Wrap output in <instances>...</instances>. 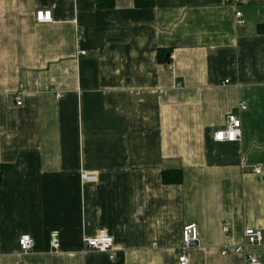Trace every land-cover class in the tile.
I'll return each mask as SVG.
<instances>
[{
    "label": "crops",
    "instance_id": "0c3cea01",
    "mask_svg": "<svg viewBox=\"0 0 264 264\" xmlns=\"http://www.w3.org/2000/svg\"><path fill=\"white\" fill-rule=\"evenodd\" d=\"M240 103L242 137L217 141ZM2 164L0 264H181L189 223L187 264H246L222 248L264 232V0H0ZM101 229L113 258L86 250Z\"/></svg>",
    "mask_w": 264,
    "mask_h": 264
},
{
    "label": "built area",
    "instance_id": "2783aa9c",
    "mask_svg": "<svg viewBox=\"0 0 264 264\" xmlns=\"http://www.w3.org/2000/svg\"><path fill=\"white\" fill-rule=\"evenodd\" d=\"M233 3L234 5L240 4L243 0H226ZM236 23L238 25L245 24L246 20L243 16L242 11L236 10ZM37 18L40 21H48L52 19L51 10L40 9L37 11ZM82 54H86L85 50L81 51ZM58 97L62 96L61 93L57 94ZM16 103L22 105L23 99L20 94L16 95ZM247 109V105L240 103L236 111L231 112L227 116L225 125L215 132V139L218 141H237L242 137V120L240 117V112ZM255 172L261 173L262 167L258 166L254 168ZM84 177L87 179H95V174L85 173ZM223 230L228 233L229 226L225 225ZM244 242L237 245H227L222 248V254H227L229 251L235 253L245 254L246 264H262L259 257L255 254L247 251L250 245H255L264 240V232L261 229L254 227H248L244 230ZM199 242V228L196 223H189L183 227V242L180 246V257L179 260L181 264H187L189 259L187 256V251L190 247L196 245ZM19 245L24 253H29L34 248L35 242L30 235H22L19 240ZM51 246L53 249L58 250L60 247V239L58 232L51 233ZM86 250H96L100 252L109 253L110 257L115 256V249L113 247V237L105 230L101 229L94 236L85 239ZM21 264H28L23 261Z\"/></svg>",
    "mask_w": 264,
    "mask_h": 264
},
{
    "label": "trees",
    "instance_id": "16d2710c",
    "mask_svg": "<svg viewBox=\"0 0 264 264\" xmlns=\"http://www.w3.org/2000/svg\"><path fill=\"white\" fill-rule=\"evenodd\" d=\"M116 0H96V5L99 8H112L115 5ZM136 6H152L154 0H135ZM12 168L11 164H2L0 168V185L3 183L4 175L8 173ZM183 180V173L180 169L164 170L162 173V181L166 184H178Z\"/></svg>",
    "mask_w": 264,
    "mask_h": 264
},
{
    "label": "bare ground",
    "instance_id": "6f19581e",
    "mask_svg": "<svg viewBox=\"0 0 264 264\" xmlns=\"http://www.w3.org/2000/svg\"><path fill=\"white\" fill-rule=\"evenodd\" d=\"M43 10H49V9H43ZM52 12V11H51ZM36 18H37V13H36ZM37 20H38V18H37ZM52 20V19H51ZM51 20H48V21H51ZM38 21H40V20H38ZM42 22V21H41ZM58 94V93H57ZM57 94H56V96H57ZM58 97V96H57ZM61 97V96H60ZM59 98V97H58ZM17 104V103H16ZM227 120V119H226ZM222 128V127H221ZM220 129V128H219ZM214 138H215V136H214ZM218 141V140H217ZM229 142H234V141H229ZM22 235H30V234H28V233H25V234H22ZM21 235V236H22ZM21 236H20V238H21ZM31 236V235H30ZM32 237V236H31ZM20 238H19V240H20ZM33 238V237H32ZM34 240V239H33ZM20 244V243H19ZM20 246V245H19ZM52 247V246H51ZM20 249H21V246H20ZM53 249V248H52ZM21 252H22V254L23 255H25L26 253H24L23 251H22V249H21ZM235 253V252H234ZM239 254V253H238Z\"/></svg>",
    "mask_w": 264,
    "mask_h": 264
}]
</instances>
